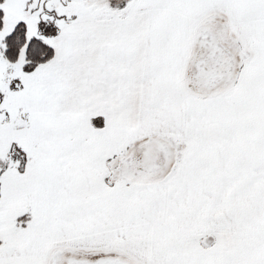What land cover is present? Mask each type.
<instances>
[{
	"label": "snow or ice",
	"instance_id": "snow-or-ice-1",
	"mask_svg": "<svg viewBox=\"0 0 264 264\" xmlns=\"http://www.w3.org/2000/svg\"><path fill=\"white\" fill-rule=\"evenodd\" d=\"M0 264H264V0H0Z\"/></svg>",
	"mask_w": 264,
	"mask_h": 264
}]
</instances>
